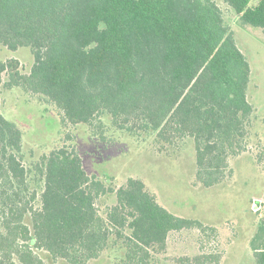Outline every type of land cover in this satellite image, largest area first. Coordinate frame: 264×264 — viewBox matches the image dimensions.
Instances as JSON below:
<instances>
[{
	"label": "trees",
	"instance_id": "1",
	"mask_svg": "<svg viewBox=\"0 0 264 264\" xmlns=\"http://www.w3.org/2000/svg\"><path fill=\"white\" fill-rule=\"evenodd\" d=\"M251 1L224 3L264 34V0ZM0 44L29 48L35 61L29 74L16 59L0 61V264H166L171 233L204 231L140 179L113 191L88 174L75 147L25 165L23 132L2 114L1 95L39 96L64 126H87L102 142L105 121L155 137L165 153L192 140L196 181L220 186L249 151L258 109L252 65L215 0H0ZM108 194L116 204L103 217L97 203ZM251 247L264 264V220Z\"/></svg>",
	"mask_w": 264,
	"mask_h": 264
},
{
	"label": "rangeland",
	"instance_id": "2",
	"mask_svg": "<svg viewBox=\"0 0 264 264\" xmlns=\"http://www.w3.org/2000/svg\"><path fill=\"white\" fill-rule=\"evenodd\" d=\"M233 28L238 46L252 65L250 101L258 109L255 136L249 151L231 161L233 174L215 188L196 181L194 143L171 147L165 153L155 137H133L116 132L110 121L102 142L84 125L64 126L59 110L39 96L20 88L2 90L1 112L23 132L24 163L31 166L44 155L63 147H75L90 176H97L113 191L129 178L142 180L160 205L172 214L204 224L199 229L173 232L164 255L166 264H187L183 259L216 257L220 264H256L251 242L264 220V34L241 23L224 0H215ZM252 0L250 7L258 4ZM16 59L23 74H29L34 57L29 48L10 51L0 44V61ZM9 80L8 75L4 77ZM106 217L116 204V195L98 200ZM205 259L203 264H213Z\"/></svg>",
	"mask_w": 264,
	"mask_h": 264
}]
</instances>
